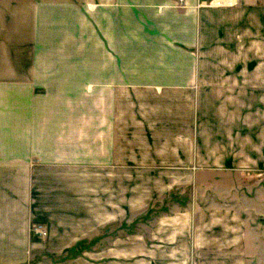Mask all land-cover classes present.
<instances>
[{
  "label": "crops",
  "instance_id": "crops-1",
  "mask_svg": "<svg viewBox=\"0 0 264 264\" xmlns=\"http://www.w3.org/2000/svg\"><path fill=\"white\" fill-rule=\"evenodd\" d=\"M209 1L0 0V264H121L171 192L129 240L264 264V0Z\"/></svg>",
  "mask_w": 264,
  "mask_h": 264
},
{
  "label": "rangeland",
  "instance_id": "rangeland-1",
  "mask_svg": "<svg viewBox=\"0 0 264 264\" xmlns=\"http://www.w3.org/2000/svg\"><path fill=\"white\" fill-rule=\"evenodd\" d=\"M174 192H171L164 197L163 204L161 205L159 202L154 203L152 208H149L148 213L145 215L143 213L137 214L133 221H114L109 222L108 225L103 229L104 238L100 242L101 246L106 248L103 253L104 259H113L115 261H120L121 264H176L177 261L181 260V254L176 252H147L143 250V237L133 236L130 240L128 239L127 234L130 232H134L136 234H141L142 236L148 234V230L144 224L147 223L148 227H159L160 223H156L154 221L156 215H158L159 211L162 208H167L165 204L172 203ZM162 207V208H161ZM174 217V216H172ZM148 219L151 221L147 222ZM175 219L169 221L167 220L163 224L166 226L174 225ZM36 224H41L43 230L46 232L45 235H36L33 234V228ZM47 222L42 220L32 221L29 225V234L35 240L46 241L49 238L50 230ZM147 230V231H146ZM201 244L207 243L206 237L201 236ZM129 241V242H128ZM107 247H114V249H108ZM131 250V251H130ZM158 250V249H157ZM101 255V254H100ZM99 254H91L88 256L93 258H97L100 256ZM207 259L206 254L203 257ZM202 259V258H201ZM189 262L192 261V254L188 255Z\"/></svg>",
  "mask_w": 264,
  "mask_h": 264
},
{
  "label": "built area",
  "instance_id": "built-area-1",
  "mask_svg": "<svg viewBox=\"0 0 264 264\" xmlns=\"http://www.w3.org/2000/svg\"><path fill=\"white\" fill-rule=\"evenodd\" d=\"M238 0H210L209 4L215 5V6H233L237 4ZM34 233L36 235H45L46 232L43 230L41 224H36L33 228Z\"/></svg>",
  "mask_w": 264,
  "mask_h": 264
},
{
  "label": "trees",
  "instance_id": "trees-1",
  "mask_svg": "<svg viewBox=\"0 0 264 264\" xmlns=\"http://www.w3.org/2000/svg\"><path fill=\"white\" fill-rule=\"evenodd\" d=\"M84 242V240L76 242V244L70 248L69 253L65 258L73 257L81 252V250L84 249Z\"/></svg>",
  "mask_w": 264,
  "mask_h": 264
}]
</instances>
